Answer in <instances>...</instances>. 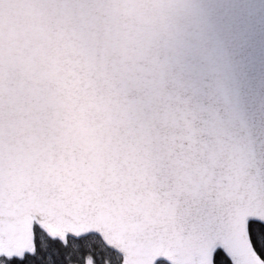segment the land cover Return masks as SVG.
Returning <instances> with one entry per match:
<instances>
[{
    "label": "snow or ice",
    "instance_id": "1",
    "mask_svg": "<svg viewBox=\"0 0 264 264\" xmlns=\"http://www.w3.org/2000/svg\"><path fill=\"white\" fill-rule=\"evenodd\" d=\"M0 264H264V0H0Z\"/></svg>",
    "mask_w": 264,
    "mask_h": 264
}]
</instances>
